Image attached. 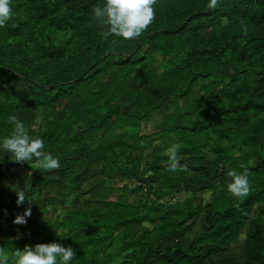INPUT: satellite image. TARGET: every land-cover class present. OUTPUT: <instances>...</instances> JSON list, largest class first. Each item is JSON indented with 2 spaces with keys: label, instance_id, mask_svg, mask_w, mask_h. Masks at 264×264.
Here are the masks:
<instances>
[{
  "label": "trees",
  "instance_id": "1",
  "mask_svg": "<svg viewBox=\"0 0 264 264\" xmlns=\"http://www.w3.org/2000/svg\"><path fill=\"white\" fill-rule=\"evenodd\" d=\"M103 3L12 0L0 28V140L16 115L61 164L0 148V247L59 243L71 264H264V0H157L128 41L101 37ZM174 145L186 171H168ZM240 165L242 202L227 190Z\"/></svg>",
  "mask_w": 264,
  "mask_h": 264
},
{
  "label": "clouds",
  "instance_id": "2",
  "mask_svg": "<svg viewBox=\"0 0 264 264\" xmlns=\"http://www.w3.org/2000/svg\"><path fill=\"white\" fill-rule=\"evenodd\" d=\"M157 0H104L102 6H94L93 13L97 22L106 25V30L100 33L107 41L110 36L121 38L125 41L135 40L141 37L155 21V5ZM220 0H208L207 7L216 9ZM13 18L12 0H0V28H6L8 22ZM242 33L247 36L245 21H240ZM15 27V25H13ZM115 42V41H113ZM8 123L13 125L8 136L0 140V148L5 153H10L17 163L35 162L46 171L57 170L61 167L59 158L51 153H45L44 141L41 138H33L22 120L16 115L8 118ZM179 145H174L167 150L169 158L168 171H186V166L180 165ZM242 171L229 169L227 176L231 182L227 185L228 192L237 200L243 201L251 190L249 183V169L240 165ZM17 205H23L26 200L24 190H16ZM28 200V199H27ZM28 203L32 202L28 200ZM239 205H237L238 207ZM31 216V208L25 209L22 215L18 214L13 223L25 225L26 217ZM19 238V236L17 237ZM76 257L71 247H64L59 243H38L35 247L25 246L23 250L17 249L13 257H9L0 247V264H71Z\"/></svg>",
  "mask_w": 264,
  "mask_h": 264
},
{
  "label": "rangeland",
  "instance_id": "3",
  "mask_svg": "<svg viewBox=\"0 0 264 264\" xmlns=\"http://www.w3.org/2000/svg\"><path fill=\"white\" fill-rule=\"evenodd\" d=\"M150 121H152L153 123L157 124L158 122H160V119H158V120H150ZM150 121L148 123H150ZM128 131H130L132 134L136 133V131H134L133 129H128ZM144 141H147V139L146 140L144 139ZM183 197H184V195L181 194V195H178L176 199L177 200H181V199H183Z\"/></svg>",
  "mask_w": 264,
  "mask_h": 264
}]
</instances>
